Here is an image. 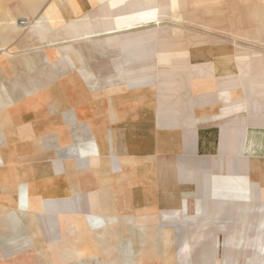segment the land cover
I'll list each match as a JSON object with an SVG mask.
<instances>
[{
    "label": "rangeland",
    "instance_id": "1",
    "mask_svg": "<svg viewBox=\"0 0 264 264\" xmlns=\"http://www.w3.org/2000/svg\"><path fill=\"white\" fill-rule=\"evenodd\" d=\"M151 11L140 61L32 46L33 18L1 50L45 60L0 71V264H264V175L249 181V159L220 172L201 141L202 91H264V0Z\"/></svg>",
    "mask_w": 264,
    "mask_h": 264
},
{
    "label": "crops",
    "instance_id": "2",
    "mask_svg": "<svg viewBox=\"0 0 264 264\" xmlns=\"http://www.w3.org/2000/svg\"><path fill=\"white\" fill-rule=\"evenodd\" d=\"M159 4L163 6V0H0V71L11 72L10 76L13 77L19 67L29 66L30 62L36 60L44 62L43 55L40 60L38 54L32 55L30 52L24 57L25 55L6 54L1 51L3 47L16 48L14 42L7 40L16 39L18 31L21 30L18 22L27 18L34 19L32 25L27 28L30 35L36 34L40 41H32L30 43L32 46L48 47L56 44L54 42L57 40L63 42L76 40L82 43L85 41L92 43L98 53L106 52L105 56L108 58L117 57L116 60L121 61L119 57L134 56V61H140L143 57L141 55L143 47L147 44L146 39H141L139 31L146 26L147 20H153L148 16L153 14L151 9H157ZM155 12L161 13V10ZM200 14L203 15L204 12ZM153 15L158 18L157 14ZM66 31H73L72 36L76 38L51 39L52 35L60 37V33L64 32L65 35ZM116 46L122 47L118 55H115L116 49H113ZM27 58L30 60L27 61ZM183 83L186 86L185 90H190L189 82ZM58 85V90H65L64 86ZM41 90L50 89L44 87ZM106 90H115V88L108 86ZM119 90H147V88L139 86ZM175 90L180 89L177 87ZM250 93L251 90L202 91L201 94H208L209 97L206 100L204 96L202 115L204 132L201 141L206 146L208 144V148L213 145V155L218 157L220 172L222 168L226 169V166L224 168L222 165L223 159L234 162L241 160L243 164L245 160H255L253 170L247 173L249 181L258 186L262 181L254 176L264 175V91H259L255 97L253 95V103L241 102L240 95ZM193 101L195 102L194 99ZM190 104L192 105L191 102ZM187 109H193L194 112L193 105L187 106ZM6 118L8 117L4 119ZM194 120L196 115L193 113L189 122ZM192 136L195 138L198 132H193ZM192 141L200 140L195 138ZM207 153L211 158V151L205 152L204 158L207 157ZM247 167L249 168V165Z\"/></svg>",
    "mask_w": 264,
    "mask_h": 264
}]
</instances>
